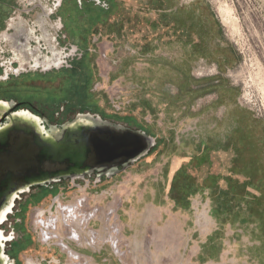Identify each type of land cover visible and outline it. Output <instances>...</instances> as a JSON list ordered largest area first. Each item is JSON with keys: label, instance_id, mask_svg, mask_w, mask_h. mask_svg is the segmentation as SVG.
Returning <instances> with one entry per match:
<instances>
[{"label": "rangeland", "instance_id": "obj_1", "mask_svg": "<svg viewBox=\"0 0 264 264\" xmlns=\"http://www.w3.org/2000/svg\"><path fill=\"white\" fill-rule=\"evenodd\" d=\"M27 1L34 4L32 0H26L25 3L23 0L13 2L17 4L19 11L16 16L12 15L3 23L0 36L17 33L12 30V26L14 21L21 22L25 32L27 28L32 27L38 30L34 34L39 38L42 56L49 54L51 57L52 50H55L60 54L59 60L65 59L61 57L64 54L61 52L64 44L57 45V32H52L48 26L51 22L44 17L41 19V15L36 12L31 17L21 15L28 7ZM34 1L39 4L42 0ZM179 1L186 3L192 0ZM204 1L214 11L225 37L239 57L235 68L224 74L238 91L240 106L257 118L264 129V0ZM94 3L102 9L108 7L100 0ZM83 6L84 0L83 4L81 3L82 12ZM224 20L228 21V24ZM41 22L44 25H41ZM45 26L50 29L48 33L51 39L42 38ZM70 33L79 37H90L91 32ZM94 35L91 34V42L85 44L89 46V53L85 50L77 51L80 59L76 68L71 71L63 67L57 69L44 65H39L41 67L36 69L24 65L20 69L18 64L12 68L11 57L4 61L0 59V81L15 78V82L20 83L22 77L33 79V90H18L15 95L12 92L11 98L34 104L47 111V114L51 115L50 119L44 121L43 117H39L47 130L49 125L62 126V119L66 116L74 119L79 114V109H89L95 113L90 115H99L102 121L123 125L125 128L145 129L128 119H123L124 110L121 109L124 102L121 89L116 84L109 85L106 82L109 67L103 72L100 71V62H108L107 64L111 65L109 56H104L109 53V37ZM29 43L32 48L37 46L36 40ZM2 45L8 49L11 44ZM71 51H74L73 47ZM9 53L13 56L11 48ZM46 72L61 75H58L55 82L44 83L41 76ZM217 74L215 67L211 65L202 64L195 68L197 78L213 77ZM23 83L28 84L29 81ZM30 85L31 83L27 86ZM37 87L45 88L46 93L37 91ZM7 102L17 105L13 112L29 111L37 115L35 110L22 108L18 102ZM201 106L203 104L199 101L193 105L195 111ZM82 114L88 115L87 112ZM106 116L110 118H105ZM51 119L54 120V125L51 124ZM148 121L149 119L144 120L145 126L149 125ZM143 132L149 134L146 129ZM190 132L193 137L194 132ZM158 159L159 157L151 156L150 161L140 159L133 167H118V172L112 176L100 177L95 173L75 181L61 179L18 194L3 225L0 224V232L4 235L2 240L5 257L11 264H103L99 258L89 255L88 250H98L105 246L104 249H109V264H264V179L259 181L257 177L262 172L261 178L264 177V165H251L249 158L245 156L242 160L248 163L243 162L236 166L235 159L231 158V164L223 169L217 160L210 159L207 162L205 159L203 167L204 172L206 170L208 174L203 184L208 185L210 189V210L209 204L204 202L205 200L202 202L201 197L196 199V205L194 195L201 192V187L197 188L196 180L188 173L193 170L198 172L202 168L201 160L184 168L186 170L173 184L172 193L175 197L169 196V201L163 203L165 205L158 206L159 199H155V207L139 205L135 196H130L126 201L127 195L125 190H122L123 186L127 180V187H133L136 182L135 179L129 181V177L136 178V175L146 172L158 163ZM240 167L244 172L240 171ZM183 183L186 186L180 191ZM134 194L136 195L137 191ZM189 200L191 206H195L194 210L189 213L178 211L181 206L188 203L190 205ZM125 202L127 205L130 202V209L129 205L125 206ZM92 209L99 212L91 219L84 220L83 215L88 218ZM85 212L87 214H84ZM82 219L84 223L79 224ZM107 224L118 230L112 231V236L119 242L118 254L105 241ZM89 230L97 231L100 236L94 247H86L84 244ZM49 231L53 236L48 242L45 237ZM73 231L78 233L79 241L67 240L68 232L71 234ZM61 241L67 244L76 258L63 251ZM51 249L54 254L48 251ZM83 252L88 253L84 255ZM104 258L105 256H101V259Z\"/></svg>", "mask_w": 264, "mask_h": 264}, {"label": "crops", "instance_id": "obj_2", "mask_svg": "<svg viewBox=\"0 0 264 264\" xmlns=\"http://www.w3.org/2000/svg\"><path fill=\"white\" fill-rule=\"evenodd\" d=\"M100 1L107 9L85 0L83 12L76 9L69 22L78 32L90 30L89 43L91 34L109 37V85L121 89L123 119L143 126L154 139V148L141 159L159 157L152 168L129 177L136 182L127 187V180L123 186L126 201L135 196L139 205L155 207V199L158 206L165 205L169 196L175 197L173 184L184 168L201 160L202 168L188 173L201 187L195 203L201 197L209 204L210 189L203 184L208 174L205 159L217 160L223 169L231 158L240 166L245 156L251 165H264V129L240 106L238 91L224 74L235 68L239 57L209 4L204 0ZM202 64L214 66L218 74L197 78L195 68ZM197 101L203 106L195 111ZM145 119H149L147 126ZM260 174L259 181L264 179ZM185 186L181 184L179 190ZM191 204L178 211L192 212ZM101 247L88 250L89 255L109 264V249Z\"/></svg>", "mask_w": 264, "mask_h": 264}, {"label": "bare ground", "instance_id": "obj_3", "mask_svg": "<svg viewBox=\"0 0 264 264\" xmlns=\"http://www.w3.org/2000/svg\"><path fill=\"white\" fill-rule=\"evenodd\" d=\"M224 22L228 21L224 20ZM6 102L0 101V119L9 109ZM9 114L8 120L0 125V141L6 137L10 130L15 131L12 134V153L8 157L0 156V198L2 197L0 200V224L11 211L17 192H25L32 185L44 184L58 178L76 179L92 173L99 176H112L117 173L118 168L115 163L107 166L95 165L94 167L89 162L91 142H94V138H96L91 132L108 126L101 120L92 118L90 115L79 114L76 118L64 123L66 124L65 128L51 127L47 130L46 127H42L40 120L35 115L31 116L28 111ZM109 129L116 134L131 136L122 127L116 125L109 124ZM18 133L27 135V137L21 138ZM17 138L21 139L17 140ZM33 142L39 148H33ZM95 155H98L97 152H94ZM45 158L58 162L67 161L72 165L63 171L51 174L47 171L48 165L43 161ZM22 162L28 163V165L18 168ZM6 173L7 175H5ZM12 175L18 178L13 179ZM3 237L4 235L0 232V264H11L2 253Z\"/></svg>", "mask_w": 264, "mask_h": 264}, {"label": "flooded vegetation", "instance_id": "obj_4", "mask_svg": "<svg viewBox=\"0 0 264 264\" xmlns=\"http://www.w3.org/2000/svg\"><path fill=\"white\" fill-rule=\"evenodd\" d=\"M16 0H0V27L3 25L5 21H7L8 18H11L13 15L16 16L17 12L19 11V8L17 4L15 5L13 2ZM34 4H30V1H27L28 7L25 9V12H23L21 15L26 14L27 16H30L33 13H37L44 17L45 19L47 18L48 22H51L48 26L51 27L52 32H57V35L55 37V41L57 45L64 44L63 48H61L62 58H65L63 60H59V56L55 52V50L51 52L52 56L50 57L49 54L43 55L40 49L39 45V38L35 36L34 32H37L38 30L34 27L32 28H27L26 32L22 30V23L14 21V25L12 26V30L14 32H17L15 34H4L3 36H0V59L2 61L6 60L7 58H11L12 62V68L18 64H20V69L24 67V65H27L25 67L33 68L36 69L38 68L39 65H44L45 67L47 66H53L57 67H63L66 68L68 71H71L72 69L76 68V65L78 64V60L80 59L78 57V52L77 51H82L85 50L89 53V46L87 45L88 37L86 35H80L77 36L75 34H71L70 32H78L74 26L72 27L71 22H69V19L72 18L74 11L78 9L79 11H82L81 8V3L83 4V0H42L41 3L37 4L35 3L34 0H32ZM85 1V0H84ZM25 3L26 0H23ZM92 2L94 3L95 0ZM91 2V3H92ZM25 17H22V19ZM13 21V20H12ZM41 25H44L43 22H41ZM5 29V27H3ZM12 31V32H13ZM50 29L45 26L43 30V35L42 38L47 40L51 39L49 36ZM90 31V30H89ZM87 31V32H89ZM49 32V33H48ZM75 35V36H74ZM31 40H36L37 41V46H34L33 48L31 47V44L29 43ZM54 40V39H53ZM11 44L9 45L10 47L7 49L6 46L2 44ZM86 44V45H85ZM85 46V47H84ZM71 47L74 48V51H71ZM88 47V48H87ZM10 48L12 49V55H10L9 50ZM29 52V54H28ZM96 54V52H94ZM94 54V55H95ZM38 55V57H36ZM39 55L42 57H39ZM65 55V56H64ZM74 55V56H73ZM105 57L109 56V53L104 54ZM13 60H15L13 62ZM41 60V61H40ZM17 61V62H16ZM100 71L103 72L106 67H109V64L100 62ZM41 67V66H39ZM97 70V67L95 66V71ZM28 71V70H25ZM67 71V72H68ZM74 73V72H73ZM97 73V71H96ZM2 74V69H1V62H0V75ZM52 74L50 72H46V74H42V79L44 83H49V82H55L58 79V75L60 74ZM20 77V76H19ZM22 77V76H21ZM33 78V77H32ZM21 82H15V78H7L6 80L0 81V101H12V102H18L20 103L22 108L29 107L32 110L36 111L35 115L36 117H43V120L46 121V119H50L51 115L47 114V111L38 108L34 104H27L24 102H20L19 99L16 98H11L12 92H14V95L18 90H33V79L29 78H21ZM107 83H109V70L107 72ZM24 82H28V84L31 83L30 86H27L28 84H24ZM21 84V85H20ZM20 85V86H19ZM18 86V87H17ZM39 86V85H37ZM37 91L39 92H45L46 89L43 87H37ZM44 104V103H43ZM47 104V103H46ZM84 112H87L88 115L90 114H95L93 112H90L89 109H79L78 113L82 114ZM49 113V110H48ZM58 113H56L57 115ZM78 114V115H79ZM98 117L101 118V116L98 115ZM105 118H110L109 116H106ZM40 119V118H39ZM64 123L71 121L72 119H69L67 116L62 119ZM106 120V119H105ZM108 120V119H107ZM111 121V120H110ZM54 122L51 119V124ZM113 122V121H112ZM115 123V122H114ZM63 124V123H62ZM54 125V124H52ZM57 126H50L49 127H58L60 124H55ZM95 173L90 174L93 175ZM102 177V176H100ZM211 199L209 198V210L211 207ZM210 213V212H209ZM210 215V214H209ZM210 218H214L211 217ZM72 239V238H70ZM65 246V245H64ZM67 246V244H66ZM68 247V246H67ZM69 249V247H68ZM70 250V249H69ZM51 252V254H54L51 250H48ZM52 257V256H51ZM9 261V260H8Z\"/></svg>", "mask_w": 264, "mask_h": 264}, {"label": "water", "instance_id": "obj_5", "mask_svg": "<svg viewBox=\"0 0 264 264\" xmlns=\"http://www.w3.org/2000/svg\"><path fill=\"white\" fill-rule=\"evenodd\" d=\"M6 104L9 105V109L7 112H5L4 116H2V118L0 119V125H3L8 120V113H10L9 115H11V114H16L18 112H21V111L13 112V110L15 109V107L17 105L10 103V102H6ZM30 114H31V116H34V114H32L31 112H30ZM90 116L92 118L101 120V118L98 116H96V117L92 116V115H90ZM39 120H40L41 125H43L41 119H39ZM102 122H104L108 126H104L103 128H99L98 130H96V131L93 130L91 132L92 134H94L96 136V138H94V142L93 141H92L93 143L91 142L92 147H91V153L89 156L90 157L89 162L92 164V166H94V167H95V165L107 166V165H110L112 163H115L117 165V168L122 167V169H126L129 166H131L132 164H134L135 162H137L138 160H140L141 158L148 155L149 152L154 148V145H155L154 139L151 138L150 136H148L142 130H132L128 127L125 128L123 125H119V124L117 125V124H113V123L107 122V121H102ZM109 124L122 127L126 132L131 134V136H123L122 134L113 133L109 129ZM65 125L66 124H63L58 129L65 128ZM42 127H45V126L43 125ZM50 128L51 127H49V129ZM14 132H15L14 130H10L8 132V134L6 135V137H4L2 139V141H0V156L8 157L12 153L11 152L12 148H13L12 134ZM19 135L21 138L27 137V135H23V134H19ZM91 136H92L91 138H93V135H91ZM21 138H17V140H20ZM15 141H16V139H15ZM32 146H33V148H39L36 145V143H34V142L32 143ZM94 150H96V151H94ZM94 152H97L98 155L94 156ZM92 156H94V157H92ZM95 157H96V159H95ZM43 161L48 165L47 171L50 172L51 174L55 173V172L63 171L72 165L71 163H69L67 161L58 162V161H53L52 159H47V158H45ZM23 165L24 166L28 165V163L22 162L19 164L18 168H21ZM27 171H29V169H27ZM24 173H26V172H24ZM5 175H7V173ZM86 176H90V175H86ZM105 176H108V175H105ZM12 177H13V179L18 178V177L13 176V175L11 176V178ZM80 178H84V177H80ZM80 178H76V179L67 178V179H71L72 181H75V180H78ZM61 179L66 180L65 178H58L57 180H54V181H47L44 184H35V185L30 186L29 189L26 190L25 192L29 191L30 188H32V187L45 186L47 184H51L53 182L60 181ZM22 193H24V192H22ZM18 194H20V193L17 192L16 196ZM1 199H2V197L0 198V200ZM15 199H16V197L14 198V201H15ZM2 253L4 254L3 250H2Z\"/></svg>", "mask_w": 264, "mask_h": 264}, {"label": "built area", "instance_id": "obj_6", "mask_svg": "<svg viewBox=\"0 0 264 264\" xmlns=\"http://www.w3.org/2000/svg\"><path fill=\"white\" fill-rule=\"evenodd\" d=\"M61 208V207H60ZM98 209V208H97ZM97 209H92V211L91 212H89L88 213V218L86 217V216H84L83 215V217H84V220L86 219V220H89V219H91V217H93L94 215H96L99 211L97 210ZM73 211H75V210H73ZM84 214H87V212H85ZM83 219L80 221V223L79 224H81V223H84L83 221H84ZM107 232H105V236H106V243H108V244H110L111 245V247L114 249V251H115V253L116 254H118L117 253V247H118V245H119V242H118V239L117 238H115V237H113L112 236V234L114 233V232H118V230L115 228V227H110L108 224H107ZM109 230L111 231V234H109ZM112 231H114V232H112ZM78 234V233H77ZM76 234V232L75 231H73L71 234H69V232H68V237H67V240H73V241H79V237H78V235ZM45 236V235H44ZM53 235H52V232L51 231H49V233L48 234H46V237H45V240L47 239L48 240V242H49V240L51 241V237H52ZM100 236H99V234H98V232L97 231H95V230H89L87 233H86V236H85V239H84V241H85V246L87 247H94V246H96V244H97V242H98V240L100 239L99 238ZM70 238H72V239H70ZM61 248L62 249H64L63 251L65 252V253H67L70 257H73V258H76L77 256L76 255H74V254H72L71 253V250H69L68 249V247L66 246V244L65 243H62V241H61ZM65 245V246H64Z\"/></svg>", "mask_w": 264, "mask_h": 264}]
</instances>
